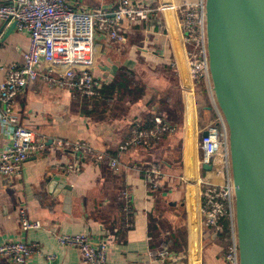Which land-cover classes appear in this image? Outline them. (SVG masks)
Listing matches in <instances>:
<instances>
[{"label": "crops", "instance_id": "0c3cea01", "mask_svg": "<svg viewBox=\"0 0 264 264\" xmlns=\"http://www.w3.org/2000/svg\"><path fill=\"white\" fill-rule=\"evenodd\" d=\"M118 1L67 0L85 12H111ZM139 2L160 10L145 22L126 23L125 43L98 35L91 46L61 45L41 70L55 83L41 77L15 100L19 124L45 140L46 148L20 174H0V245L27 243L34 248L30 264H83L76 249L57 241L58 235L77 234L106 245L109 264H227L229 235L221 238L223 232L208 229L201 211L200 181L207 172L200 166L201 132L216 113L205 84L190 75L173 0ZM4 25L0 21V82L4 69L22 66L30 46L27 33ZM72 67L89 70L106 93L86 97L62 86L58 74ZM156 117L168 130L149 146L120 153L133 131L153 129ZM57 140L88 141L120 166L76 161ZM9 142L0 117V153ZM78 164L73 172L70 166ZM151 168L162 177L156 189L149 181ZM22 206L42 229H21ZM165 250L175 259H160ZM0 264L11 263L0 256Z\"/></svg>", "mask_w": 264, "mask_h": 264}, {"label": "built area", "instance_id": "2783aa9c", "mask_svg": "<svg viewBox=\"0 0 264 264\" xmlns=\"http://www.w3.org/2000/svg\"><path fill=\"white\" fill-rule=\"evenodd\" d=\"M173 6L179 16L183 38L188 47L190 75L194 81L205 84L216 113L214 121L201 132H207V137L202 136L200 140V166H211V170L200 181L203 222L217 234L223 231L222 222L228 223L229 240L223 256L227 264H240L230 133L216 100L210 72L207 0H173ZM156 10L160 8L143 5L139 0H119L117 9L111 12L103 9L92 12L76 10L67 0H9L0 5V21L15 24L17 31L27 33L30 38V46L24 54L22 66L4 69L6 76L0 82L1 123L10 135V142L0 153L1 175L20 174L25 164L32 157L40 156L46 148L45 140L19 124L14 104L17 96L39 78L49 79L41 70L53 51L61 45H68L70 48L79 44L91 46L98 35L111 42L125 43L126 23L130 25L145 22ZM69 55L72 56V53ZM47 68V73L54 72L53 65L49 64ZM58 76L62 86L86 97H94L100 93L101 85L89 70L72 67ZM49 81L55 83L56 80ZM155 124V128L148 131L134 130L131 139L120 147V153L148 146L168 130V125L161 117L155 118ZM55 144L69 151L76 161L88 158L97 164L109 163L115 169L120 166L117 158L98 151L88 141L57 140ZM70 169L78 171L79 164L70 166ZM149 174L151 187L158 188L162 181L159 171L151 168ZM17 214L22 230L43 228L41 222L30 219L26 207H20ZM57 241L61 246L76 249L83 264H109L106 245H97L86 235H58ZM33 251L34 248L25 242L9 241L0 245V256L11 264H30ZM159 257L162 260L175 259L167 250Z\"/></svg>", "mask_w": 264, "mask_h": 264}, {"label": "water", "instance_id": "95a60500", "mask_svg": "<svg viewBox=\"0 0 264 264\" xmlns=\"http://www.w3.org/2000/svg\"><path fill=\"white\" fill-rule=\"evenodd\" d=\"M207 34L230 133L240 264H264V0H207ZM64 195L70 208V192Z\"/></svg>", "mask_w": 264, "mask_h": 264}, {"label": "trees", "instance_id": "16d2710c", "mask_svg": "<svg viewBox=\"0 0 264 264\" xmlns=\"http://www.w3.org/2000/svg\"><path fill=\"white\" fill-rule=\"evenodd\" d=\"M107 89V88H106ZM106 90H101L100 91V93L101 94H105L106 92H105ZM149 128H152V126L151 127H149ZM155 128V127H154ZM146 131H148V130H146ZM163 135V134H162ZM155 141V140H154ZM154 141H152V143L154 142ZM151 143V144H152ZM150 145V144H149ZM148 145V146H149ZM229 228H228V223L227 222H222V234H219V236L221 237V238H225L227 235H229V230H228ZM225 249H226V247H225Z\"/></svg>", "mask_w": 264, "mask_h": 264}]
</instances>
